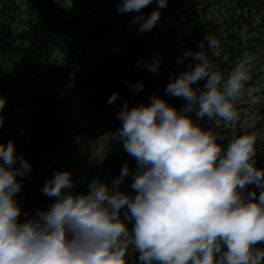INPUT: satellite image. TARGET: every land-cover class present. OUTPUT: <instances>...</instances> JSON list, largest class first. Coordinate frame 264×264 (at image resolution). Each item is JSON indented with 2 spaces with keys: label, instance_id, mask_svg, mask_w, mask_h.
I'll use <instances>...</instances> for the list:
<instances>
[{
  "label": "clouds",
  "instance_id": "1",
  "mask_svg": "<svg viewBox=\"0 0 264 264\" xmlns=\"http://www.w3.org/2000/svg\"><path fill=\"white\" fill-rule=\"evenodd\" d=\"M152 3L121 0L117 12L139 13ZM156 3L151 14L133 18L138 32L155 27L168 0ZM240 36L249 38L246 31ZM199 48L183 53L181 62L193 57L198 63L165 88L186 101L182 109L156 94L148 104H123L116 117L121 126L112 136L137 167L133 172L125 163L111 186L94 179L87 193H75L71 171H57L41 189L55 202L21 222L18 177L30 174L31 164L17 155L14 140L0 143V264H128L130 246L139 252V264H264V247H258L264 245V168L256 166L257 134L234 136L225 146L189 115L240 121L234 102L251 79L256 55L243 53L225 78L210 59L220 55V41L207 34ZM160 64L154 58L143 67L156 73ZM201 80L203 88L194 87ZM143 86L131 85L136 92ZM118 98L113 93L108 103ZM5 103L0 97V112ZM130 174L135 196L119 190ZM249 185L260 191H246Z\"/></svg>",
  "mask_w": 264,
  "mask_h": 264
},
{
  "label": "rangeland",
  "instance_id": "2",
  "mask_svg": "<svg viewBox=\"0 0 264 264\" xmlns=\"http://www.w3.org/2000/svg\"><path fill=\"white\" fill-rule=\"evenodd\" d=\"M86 1H89L92 7L87 12L88 20H86L87 27L85 26V33L87 35V38L90 40L91 45H93V41L96 38L99 39V41L95 43L96 45H98V49L94 51L96 63L100 62L102 54L107 56L111 53L113 56L118 57V55L123 53L128 43L137 42L140 44V55L133 62L132 71L137 72L141 69L146 70L143 65L149 61H152L154 58H157L156 55L173 57L176 54L181 53L189 45L191 46L196 38L195 36L197 35V33L199 36L201 32L203 33L209 27L207 26L208 23H210V28L215 29V32L218 35H221L223 39L222 41L220 40V55L218 57L226 52L225 50L227 47H236V44H229L228 42H226L228 38V34L226 32L229 31L228 26L220 28V24H225V22L228 21L226 19L228 17V14L233 15V13L238 10L236 9V0H205L204 5L189 10L186 15L180 16V19L178 18V16H175L174 12L169 14L166 10V12H161V18L155 25V27L152 30L146 31L144 33L138 32V23H132L134 17L117 14L113 18V14H111L110 12L106 13L108 7L104 5L105 3H98L95 0H79V4H83ZM19 6V12L13 9V11H8L5 17H0V45L5 44L10 40H15L18 37L17 35L27 27L29 21L33 20V17L29 15L26 1L19 0ZM210 6L212 7L210 8ZM251 6L252 16L254 18H248L250 23L252 22L251 29H249V27H239L237 29V32L239 34L241 33V31L249 30V32H251V41L249 42L251 44L250 54L254 53L256 55V59L252 68L251 79L245 85L242 96L234 102L237 110L240 113V116H243V119L241 120L242 124H227L226 129L232 132V138L236 136L235 131H237L239 128L242 130V132L257 134L255 149L256 152H263L264 117L263 119H258V117L261 112H264V64L258 63V60L264 61V17H260L261 14H264V0H251ZM181 9L183 8H178V10ZM201 9L204 10L198 12ZM244 14L248 16L245 12L241 14L238 11L236 12V18L234 19H239ZM223 15H225L226 17H222ZM15 17L22 20L21 25H19L18 23L16 25L9 24ZM240 21H242V19ZM108 25L112 29L103 34V27ZM89 30L92 31L89 32ZM231 32L233 34L234 30L231 29L229 34H231ZM247 33L248 32H246V34ZM253 33L254 35H252ZM193 37L195 38L193 39ZM74 42L77 44L76 41ZM63 47L57 53H63V51L66 52ZM238 49L247 52L249 50V46H238ZM212 58L213 57L210 56V59ZM190 63L191 58L189 57L184 58L182 62L180 61V64L183 66L184 71L188 70V66ZM81 69L82 70H78L80 74L86 70V68ZM7 70H1L2 74H4L5 77L0 76V84L5 82L10 83L11 79L7 75L13 77L12 73L17 72L26 74L24 70L13 64L9 65ZM179 75L180 74H177V72L174 73V75L171 76L168 82H170L174 77H178ZM261 75L262 77H260ZM40 77L41 72L37 71L36 78L39 79ZM31 78H35V75H32ZM205 82V80H201L197 82L194 87H199L202 89ZM254 82L255 87L253 84ZM153 89H155V87L154 84L151 83L149 85V90ZM252 98H258V102L255 104L251 103L250 101ZM201 121L202 119H198L197 123L200 124ZM249 124L253 126L249 127ZM16 125L21 128V123H18ZM249 129H251V131H249ZM100 144L101 145L97 146L94 152V163L96 164V166H101L102 161H105L104 156H106L107 152L109 151L107 142H101Z\"/></svg>",
  "mask_w": 264,
  "mask_h": 264
},
{
  "label": "water",
  "instance_id": "3",
  "mask_svg": "<svg viewBox=\"0 0 264 264\" xmlns=\"http://www.w3.org/2000/svg\"><path fill=\"white\" fill-rule=\"evenodd\" d=\"M31 1L40 11L43 23L49 32L64 37L75 36L79 33V21L73 18L71 13L62 12L49 0ZM134 53L135 49L116 64L96 71L86 81L78 83L64 107L34 124L25 134L14 141L16 153L25 151L31 154H42L74 137L85 135L93 139L109 132L114 133L120 128L121 121L116 118L117 114L125 102L131 108V105L140 97L141 90L136 92L131 85L141 81L133 78L128 81L113 82L110 78L130 61ZM95 86H98L99 89L85 96V93ZM113 93H118L119 98L109 104L108 100ZM255 160L258 168H264V157H255ZM105 163L106 169L116 178L119 177L125 163L137 167L134 158L128 162L123 161L122 153L115 154ZM131 183L132 180L129 181L128 178H125L119 186V190L135 196L136 193L130 187ZM253 190L260 191L255 185H249L246 191ZM128 227L131 230L133 224L128 223Z\"/></svg>",
  "mask_w": 264,
  "mask_h": 264
},
{
  "label": "trees",
  "instance_id": "4",
  "mask_svg": "<svg viewBox=\"0 0 264 264\" xmlns=\"http://www.w3.org/2000/svg\"><path fill=\"white\" fill-rule=\"evenodd\" d=\"M13 2L11 1L9 5H5L3 10L0 13H6L7 11H13ZM14 40V39H13ZM12 43H9L5 46H0V76L5 77L2 74V71L8 67L9 64L15 63L21 67H27L34 60L37 62L40 67H43L45 60L41 58L45 53H52L58 49L65 40L60 39L55 36L49 35L39 20L31 23L22 34ZM18 62V63H17ZM2 70V71H1ZM11 84L19 87L20 85L28 84L22 78L10 77ZM7 86L8 83L0 84V97L5 98L6 103L2 112H0V118L3 119V125L0 127V143H7L9 140L15 138L17 135H14L13 129H10L4 117V115L10 113L14 107L19 106L24 101H26L25 94L28 92L24 89H9ZM184 105L178 107L182 109ZM7 109V110H6Z\"/></svg>",
  "mask_w": 264,
  "mask_h": 264
},
{
  "label": "flooded vegetation",
  "instance_id": "5",
  "mask_svg": "<svg viewBox=\"0 0 264 264\" xmlns=\"http://www.w3.org/2000/svg\"><path fill=\"white\" fill-rule=\"evenodd\" d=\"M176 14V13H175ZM175 17V16H174ZM244 22H246L249 26H250V28L249 29H251V23H250V21H249V19L247 18L246 20H244ZM247 35H248V40H247V42L249 43L250 41H251V32H249L248 31V33H247ZM242 40V39H241ZM243 43H245V42H243ZM247 43V44H248ZM249 45V50L247 51L248 53H251V44L249 43L248 44ZM85 56H88V55H83V56H81L80 58H76V57H74V56H72L71 58H68V59H66L67 60V62H68V64H65V62H63V63H57V65L58 64H61V66H62V68L61 69H59V70H57V69H54V68H52V69H48V71L49 70H51V71H49V73L50 74H53L54 72H60V73H65V72H67V71H71V70H82L81 68H83V69H85V67L86 66H89V65H92L93 63H91V62H85V60H88L89 58H91L90 56H88V57H85ZM82 59V60H81ZM53 67L56 65V63H52L51 64ZM72 67V68H71ZM38 90V89H37ZM35 93H36V91H35ZM45 96V100H43L42 101V105L43 106H47V105H51V104H53V102L55 101V99H54V97L53 96H51V97H47V95H44ZM204 126H205V130H208V131H211V129H209V127L210 126H207L206 124H204ZM214 135H216V136H219V137H222V134L221 135H219L218 134V130H214V131H211ZM240 135V133H238V136ZM223 138V137H222ZM228 139V142H230L231 141V139L230 138H227ZM85 141V140H84ZM227 142V143H228ZM227 145V144H226ZM257 153V155H259V156H264V151L263 152H256ZM42 159H44V160H42ZM36 161H37V159H36ZM44 162L45 163V165L47 166V164L46 163H48V161H50L47 157H45V158H41L40 160H38V163L36 164V162L35 163H33V164H31V172H30V174H28L26 177H21V178H24L25 179V183L27 184V188H28V190H30L31 191V188L32 189H34L36 186H34V184H35V181L37 180V178L35 179V180H33V182H31V180L29 179V178H34L35 176H38V174L41 172V166L39 165V162ZM49 165V164H48ZM41 174V173H40ZM28 192L29 193V197L31 196V192ZM20 193H22V190L20 191ZM17 195H18V193H17ZM28 197V198H29ZM16 198V200H17V202H18V204H19V206L21 207V209H22V212H21V216H20V221L21 222H23V221H25V220H27V219H30V218H32V216L37 212V211H41L42 209H41V204H37V205H35V206H33V207H31L30 209H29V204L28 205H25V201H21L22 200V198H20V200H18V198L17 197H15ZM28 210H30L31 212L33 211V214L31 215V216H25L24 215V213H26Z\"/></svg>",
  "mask_w": 264,
  "mask_h": 264
},
{
  "label": "bare ground",
  "instance_id": "6",
  "mask_svg": "<svg viewBox=\"0 0 264 264\" xmlns=\"http://www.w3.org/2000/svg\"><path fill=\"white\" fill-rule=\"evenodd\" d=\"M239 10H236L234 13H233V15H229L228 14V17L226 18L228 21H233V23H234V39H235V42H236V44L239 46V47H241V46H249L248 44V42L246 41H243V40H241V36H240V34L237 32V29L239 28V27H242V28H247V27H249L250 28V26L246 23V22H244V20H246L247 18H248V16H246L245 14L244 15H242L239 19H234V18H236L235 16H236V12H238ZM240 12V11H239ZM244 13V12H243ZM242 13V14H243ZM222 17H226L225 15H223ZM231 17V18H230ZM242 19V21H240ZM254 19V18H253ZM224 24V23H223ZM252 27V26H251ZM249 30H247L246 32H248ZM22 34V33H21ZM20 35V34H19ZM18 35V36H19ZM252 35H254V33L252 34ZM18 38V37H17ZM16 38V39H17ZM15 39V40H16ZM14 40V41H15ZM13 41V42H14ZM198 41L199 42H201V41H203V35H202V33L198 36ZM243 42H245V43H243ZM12 43V42H11ZM248 43V44H247ZM62 47H63V45H61L59 48H58V51L59 50H61L62 49ZM58 54V55H57ZM85 55H88V56H90L88 53H86ZM83 56V55H82ZM88 56H85V57H88ZM72 57V55H70V54H68V53H66L65 51H63V53H45L44 55H43V57L41 58L42 60H45L46 61V64H47V67H48V69H52V68H54V69H57V70H59V69H61L62 68V66H61V64H58L57 65V63H63V62H65V64H68V62H67V60L66 59H68V58H71ZM91 58H89L88 60H85V62H91V63H93V57L92 56H90ZM82 60V59H81ZM52 63H56V65L53 67L51 64ZM91 67V65H89V66H86L85 68L86 69H88V68H90ZM72 68V67H71ZM49 71H51V70H49ZM8 83V82H7ZM11 84V82L10 83H8V85L9 86H7L9 89H18L17 87H16V85H10ZM25 102L26 101H24L22 104H20L19 106H16V107H14V109L10 112V113H8V114H6V115H4V117H8L9 115H11L13 112H15V111H17L20 107H22L24 104H25ZM7 110V109H6ZM12 126V125H11ZM9 127L10 129H13V131H14V135H19V133H20V131H21V128H19L17 125H14V126H12V127ZM11 140H14V138L13 139H11Z\"/></svg>",
  "mask_w": 264,
  "mask_h": 264
}]
</instances>
